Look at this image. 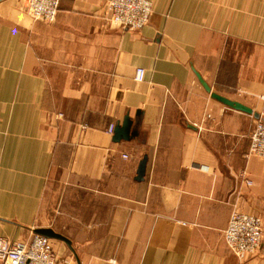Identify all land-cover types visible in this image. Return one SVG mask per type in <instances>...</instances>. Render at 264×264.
<instances>
[{
  "label": "crops",
  "instance_id": "crops-1",
  "mask_svg": "<svg viewBox=\"0 0 264 264\" xmlns=\"http://www.w3.org/2000/svg\"><path fill=\"white\" fill-rule=\"evenodd\" d=\"M149 1L137 31L107 22V0H60L50 24L0 3V237L50 229L70 264H264V161L246 157L264 122V0ZM125 116L139 134L115 143ZM235 210L263 220L244 262L224 241Z\"/></svg>",
  "mask_w": 264,
  "mask_h": 264
},
{
  "label": "built area",
  "instance_id": "built-area-1",
  "mask_svg": "<svg viewBox=\"0 0 264 264\" xmlns=\"http://www.w3.org/2000/svg\"><path fill=\"white\" fill-rule=\"evenodd\" d=\"M28 15L33 21L45 24L56 19L60 0H27ZM153 5L149 0H107L106 20L129 31L145 27L151 17ZM144 76L142 69L135 71V80ZM111 124L107 133L111 134ZM247 158L264 161V122L255 121L249 136ZM126 158V156H124ZM263 240V220L260 216L235 210L224 231V241L231 254L244 262L258 252ZM0 264H70L55 254L51 241L32 234L26 240L12 242L0 237Z\"/></svg>",
  "mask_w": 264,
  "mask_h": 264
},
{
  "label": "water",
  "instance_id": "water-1",
  "mask_svg": "<svg viewBox=\"0 0 264 264\" xmlns=\"http://www.w3.org/2000/svg\"><path fill=\"white\" fill-rule=\"evenodd\" d=\"M5 0H0V3L3 2ZM198 81L201 84V86L204 88V90L210 94V97L219 102L220 104H223L224 106H226L227 108H230L232 110H236L239 112H243L249 115H252V111L249 110L248 108L242 106L241 104L228 100L222 96H219L213 92H211L210 88L207 86V84L200 78L199 75H197ZM139 119L137 117V119L135 120V122L133 123L128 116H125L122 120L121 123H119L113 132V142L118 143L121 141L124 142H130L133 140L137 139V136L139 134ZM146 162H147V158L143 157L142 160L139 162L138 165V169H137V174H136V180L141 181L143 179L144 173H145V166H146ZM34 235H38L41 236L43 238H46L48 240H58L61 242H64L66 244H68V242L61 237L60 235L54 233L52 230L50 229H38L35 230L33 232Z\"/></svg>",
  "mask_w": 264,
  "mask_h": 264
},
{
  "label": "rangeland",
  "instance_id": "rangeland-1",
  "mask_svg": "<svg viewBox=\"0 0 264 264\" xmlns=\"http://www.w3.org/2000/svg\"><path fill=\"white\" fill-rule=\"evenodd\" d=\"M26 1L27 0H23V4H24V9H25V13H26V15L29 17V15H28V8H27V4H26ZM30 18V17H29ZM31 19V18H30ZM32 20V19H31ZM33 21V20H32ZM35 22V21H34ZM53 244H55V243H53ZM58 245H60V244H58Z\"/></svg>",
  "mask_w": 264,
  "mask_h": 264
}]
</instances>
